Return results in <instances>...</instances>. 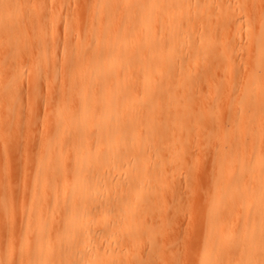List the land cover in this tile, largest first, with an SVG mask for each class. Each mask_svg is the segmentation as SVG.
Returning a JSON list of instances; mask_svg holds the SVG:
<instances>
[{
	"label": "bare ground",
	"instance_id": "6f19581e",
	"mask_svg": "<svg viewBox=\"0 0 264 264\" xmlns=\"http://www.w3.org/2000/svg\"><path fill=\"white\" fill-rule=\"evenodd\" d=\"M25 2L27 0H0V49L3 53L14 55L17 52L19 34L25 25L22 21L30 23L37 13L32 6V10L27 9ZM262 2L264 7V0ZM88 4L86 37L77 34L72 40L65 38L60 49L53 29L42 28L37 21L35 25L41 43L37 45L30 70L27 69L30 73L27 80L29 85H34L44 78L41 64L51 60V69L47 70L50 76L46 74L48 79L42 83L49 92L44 100L49 101L46 106L50 129L47 137L40 139L38 153L29 155L32 195L28 204L31 208L23 214L19 236L22 249L19 261L24 264H116V246L103 250L91 247L88 240L92 239L95 245L110 246L115 236L123 239L121 225L126 214V195H118L117 191L124 189L130 163L155 151L159 158L154 168L162 163L159 151L164 150V146L154 149L156 139L150 134L161 132L164 138L168 135L154 124V120L167 112L172 122H186V101L189 100L186 96L197 76L190 70L193 56L198 54L196 61L200 62L201 55L211 49L215 58L229 57L224 45L218 46L209 35H198L202 20L194 10L199 7L207 11L213 7V0H91ZM256 20L255 28L250 29L254 42L248 48V61L250 65L254 63V67H249L242 87L239 86L236 102L232 100L237 106L236 115L230 117L232 128L221 135L223 145L219 155L215 154L218 155L216 175L207 202L210 219L207 233L201 238L199 264H222L221 252L233 253L239 247L243 249H239L237 264H264V12L259 16L257 13ZM54 21L52 19L48 25ZM29 29L27 27V31ZM3 56L0 53V69L6 70ZM179 83H191L181 98L171 91ZM19 91L16 77H0L5 108L0 116L4 120L13 119L11 114L20 107ZM230 91L233 96L235 87L230 85ZM162 94L164 101L159 103ZM235 94L237 96L236 91ZM33 100L28 95V105ZM169 105L176 110L168 111ZM33 107L34 110L40 108ZM206 109L201 116L208 117ZM250 123L255 125L247 129L246 124ZM234 131L237 132L235 138ZM144 133L150 136L143 140L140 136ZM164 153L167 156L168 152ZM148 179V174H138L128 180L127 186L132 188L134 197H140L141 188ZM235 198L240 199L239 211L249 210L250 214L244 213L239 222L236 220L231 231L227 221L222 224L215 220L221 216L222 209L227 213L233 209ZM76 247L86 255L78 258L74 253Z\"/></svg>",
	"mask_w": 264,
	"mask_h": 264
},
{
	"label": "rangeland",
	"instance_id": "374dc122",
	"mask_svg": "<svg viewBox=\"0 0 264 264\" xmlns=\"http://www.w3.org/2000/svg\"><path fill=\"white\" fill-rule=\"evenodd\" d=\"M89 1L91 2V0ZM89 1L35 0L33 3L32 0L31 3V0H27L29 7L25 2V6L27 5L26 8L32 10V6L36 9L35 12L37 11V13L33 14L32 19L29 21L30 23L27 24V22L22 21L23 25L25 24V30L23 29L22 32L25 31L26 33L21 32L23 35L21 33L19 34L20 40L18 39L19 48L17 52L12 55L10 52L3 53V49H0V53L4 55L2 58L3 64L6 66V70L0 69V77L3 78L6 76V79L16 77L18 79V86L20 87L19 98L21 99L20 107L17 108L16 112L11 114L12 117L10 118L14 120H10L9 118L4 120L5 118L0 116V156L3 157L2 159L0 157V196L2 197H0V264H24V262L22 263L19 261L22 257V249L19 248V236L23 228V214L28 213L31 208L28 204L32 195V169H29L32 167L29 155L38 153L40 139L46 138L50 129L48 106H46L49 104V101L44 100L46 94L49 92H46L42 83L45 84V80L50 76V71H48V73L47 70L51 69V60H48V63L42 62L41 64L44 78L42 77L40 81H37L34 85H29L27 80L28 76L30 77V73L27 72V69L29 68L28 70H30L29 65L37 52V45L41 43L37 38L38 26L40 25L42 28L49 27V29H53L52 31L55 32L54 34L56 35V40L59 45L58 48L65 38L72 40L77 37V34L81 37H86V31L89 25L87 24L89 21H86L88 18V13H86V11H88L86 9L88 8L86 5H89ZM261 2L262 0H213V7H210L207 11H202L199 7L194 10L198 18L202 20V28L198 30V35H209L215 40L218 46L224 45L228 48L229 57L222 58V60L215 58L211 49L203 53L204 55H201L202 58L200 62L196 61L198 54L193 56V63L190 70L194 75H197L195 84L191 86V83H179L171 88V91H174L176 96L178 95V97L180 96L179 98H181L188 90V87L191 86L188 96H186V100L189 99L186 101V122L179 124L172 122V118H167L168 113L166 112L167 114H161L159 119L156 118L154 124L163 128L168 136L164 138L161 132L150 134L156 139L154 149L164 146V150L161 149V151H159L161 157L163 156V164L159 163L157 164L158 168H154L158 160L157 157L159 158L158 152L156 151V154L153 153L147 157H141L130 163L127 170L128 180L133 179L138 174H142L143 176L148 174L149 181L147 180L145 182H148L146 187L144 183V188H141L140 197L138 196L139 198L136 196L134 197L133 191H131L132 188L127 186L128 180L125 183L123 191H117L118 195L122 193L126 195V202L124 203L126 214L122 217L121 225L124 231L123 239L115 236L110 246L108 244L102 245L101 243L95 245L92 239L88 240V244L91 247L97 246L103 250H106L108 247L116 246V248H118L116 249V264H199L197 260H199L203 237L207 233V223L208 219H210L208 212L210 210H208L207 202L212 194V184L216 175V160H218L217 156L223 145L221 135L232 128L231 118L235 116L237 112L235 102L241 90L239 88L242 87L249 67H254V63L250 65L248 61V54L250 53L248 49L249 44L254 42L250 29L255 28L257 13L259 16L260 12H264V7H262L263 2ZM50 18L51 20L55 19L52 25L50 23L48 25V22L51 21ZM74 20L76 22H74ZM36 21L38 26L35 27ZM27 27L28 29L30 28L28 31L31 30L30 34L27 31ZM24 35H26V37ZM23 37H25V41ZM27 40L28 42H26ZM24 42L26 44H24ZM27 43H29L28 46ZM18 55L20 56L19 58ZM245 62H247L246 67H244ZM224 64L226 65L224 66ZM230 85L235 87L237 96H235V91L232 96ZM192 90L195 92L194 94ZM28 95L34 98L33 103L30 105H28ZM230 97L232 98L229 99ZM159 98H163L159 101V103H163L164 95L162 94ZM203 98L205 99L202 100ZM232 100L235 102H232ZM36 104L38 106H36ZM33 106L40 108H37L39 110L36 108L34 110ZM167 108L168 111L171 112L176 110L175 107L171 105ZM205 109L209 110L208 117L201 116ZM4 110L3 96L0 92V114ZM41 112L42 115L40 117ZM34 113L36 115H34ZM229 114L232 115L229 116ZM35 116L36 118H40H33ZM7 125L9 126L7 127ZM246 125V128L250 129L255 124L250 123ZM7 130H9V132ZM238 131H240V129H238ZM249 131L250 130H248V132ZM234 133L233 135L235 138L237 137V132L234 131ZM39 135L42 137L40 138ZM150 135L144 133L140 137L144 140ZM175 135H178V141L177 139L173 141L172 138ZM166 146L167 148H165ZM179 150L181 152H179ZM3 151L8 152L3 153ZM165 151L168 152V154L166 153L167 156H165V153L163 155ZM217 153L218 155H215ZM178 163L179 166H176ZM239 203L240 199L235 198L232 204L233 209H231L230 212L228 211L229 214L227 210L222 209L221 216L222 214L223 216L218 217L219 220L216 219V223L222 222V224H225L227 221L229 223L227 227L229 230L232 228V231L244 213L250 214L249 210L248 212H244L243 209L240 210L241 212L243 211L241 213L238 208ZM236 213H240V215ZM236 220L238 221L236 222ZM231 223L235 225L233 226ZM6 226L10 228H6ZM10 232H12V234ZM15 237L17 239H15ZM133 241L137 242L134 243ZM135 244H137V246ZM218 248L222 249V246H218ZM239 249H241V247L233 250V253H231V251L229 253L221 252V257L223 258H221L222 264H237ZM74 253H76L78 258L86 255V252L80 251L78 247L74 249ZM141 256L143 258H141ZM7 257L10 258L8 259ZM100 259H102V257ZM142 260L144 261L140 262ZM227 260L228 262L225 263Z\"/></svg>",
	"mask_w": 264,
	"mask_h": 264
}]
</instances>
